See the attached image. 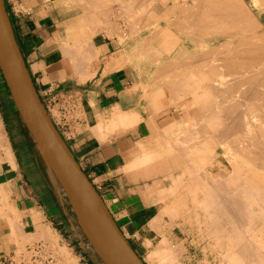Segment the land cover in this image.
<instances>
[{"label":"crops","instance_id":"0c3cea01","mask_svg":"<svg viewBox=\"0 0 264 264\" xmlns=\"http://www.w3.org/2000/svg\"><path fill=\"white\" fill-rule=\"evenodd\" d=\"M68 1L3 0L26 72L52 123L123 235L146 263L149 247L164 238L172 245L181 240L185 249L180 257L183 264L218 263L215 254L208 250L210 241L204 229L195 228L186 219L181 221L180 215L169 210L172 201H186L191 168L158 129L161 122H170V116L177 114L186 120V114L169 106L166 88L161 98L165 103L160 105L159 100L152 101L155 90L139 84L140 72L134 66L137 56L129 49L139 41L138 35L122 38L106 31L95 34L92 43L97 55L91 66H76L72 60L76 66L73 69L71 59L63 55L62 42L78 28L81 11L74 10ZM151 102L156 107H151ZM117 110L133 113L132 116L138 112L143 119L112 127L108 121L114 122L111 114L116 117ZM69 111H76L77 115L68 119ZM165 111L170 115H163ZM2 200L5 206L17 210L22 231L29 237L17 239L7 216L0 215V259L14 258L20 244L28 247L41 242L37 237L44 225L55 239L53 249H65L73 264H105L81 224L84 225L82 217L24 123L0 70ZM72 202L76 206L73 199ZM186 215L188 211L184 218ZM175 221L179 223L170 225ZM30 237L33 240L27 241ZM46 247L51 252L52 248ZM61 258V264H65Z\"/></svg>","mask_w":264,"mask_h":264},{"label":"bare ground","instance_id":"6f19581e","mask_svg":"<svg viewBox=\"0 0 264 264\" xmlns=\"http://www.w3.org/2000/svg\"><path fill=\"white\" fill-rule=\"evenodd\" d=\"M74 1L79 2L78 0ZM86 1L81 0L78 3L79 9L74 7L81 11L77 20L79 26L75 31L69 32L62 42L63 55L71 59V65L75 61V65L80 67H89L97 55L92 43V37L95 34L100 33L102 29L111 30L114 34L120 31L110 20L111 11L103 10L101 2L89 0L90 6L93 4V8L98 7V12L101 11L102 20L96 17L97 15H92L95 11H88ZM106 1L109 2V0ZM158 1H130L135 4L136 10H138L135 22H131L135 24L136 29L133 25H130V28L135 29L137 33L133 31L137 35L146 34L149 38H144V36L142 40L140 38L142 48L139 50L135 49L138 46L129 47V49L133 48L138 51L132 53L138 58L142 55L139 60L136 59L138 62L136 65L141 66L139 69L142 73L146 72L145 75L148 76L151 70L152 75L157 73L155 76L153 75L154 77L151 75L154 79L152 77V80L150 79L151 82L156 81L157 84L154 82L152 84L148 79L149 84L156 85L155 88L154 86L151 88L157 89L152 92L155 94H151L154 99H150L155 102V99L158 100L161 93L163 94L165 88H168L169 90H167L170 92L173 88L172 92L175 96L171 92L174 96L171 99L179 97V94H181L179 100L183 99L179 103L176 101L177 112L189 115L187 120L180 119L177 114L172 115L173 124H161L158 129L171 148L188 160L191 168L189 176L196 184L192 195H188L191 199L189 207L185 200L176 199L172 201L169 210L177 217L180 215L181 221L186 219L192 224L200 223L204 229H206V225L212 226V229L211 227L206 229L211 230V233L207 231L211 235L214 234L213 238L208 234L210 235L209 239L212 238L219 249H224L220 253V264H264V242L259 241L260 237L263 239L264 233V118H262L264 116V0H164V4L168 5V11L161 16L163 7L159 8V12H152ZM70 2L73 3L72 0ZM108 2L106 3L108 4ZM103 3L106 7V3ZM164 4L162 5L164 6ZM136 6L140 7L137 9ZM108 7L111 5H107ZM97 9L96 14H98ZM171 27V42L174 41L171 49H169L171 45H164L163 42H159L157 47L152 44L151 40L154 37L158 38V35L164 33L166 28ZM0 30L8 49L12 51L14 48L13 37L1 0ZM139 46L141 47V44ZM165 46L166 48H164ZM144 49L147 53L143 51ZM147 49L150 51L148 52ZM139 51L143 52L137 55ZM145 56L147 59H144ZM167 56H171L168 61ZM91 58L93 59L91 60ZM184 61L187 62L186 66L183 65L186 63ZM153 65L157 67V70L151 69ZM177 65L185 66L184 70L181 71ZM171 67H177L180 71L175 68L174 72L177 71V73H173V76H166V69ZM77 69L74 71L78 72ZM82 70L85 71L84 68ZM198 70L201 71L200 74ZM186 72L191 74L188 76ZM180 73L183 74L180 75ZM175 82L177 85L173 84ZM148 87L150 88V86ZM175 88L180 89L178 94L174 90ZM240 88L243 90L240 91ZM182 89L184 90L182 91ZM30 92L34 97L33 105L43 117L44 111L36 101L31 87ZM172 103L174 102L172 101ZM159 104H163L161 100H159ZM177 104L174 103V105ZM174 105L170 103V106ZM148 106L150 107V104L146 107ZM117 112L118 114L115 113L116 117L113 115L114 113L111 114L115 118L111 117L114 122L108 121L112 127L132 125L139 118L138 112L134 116H132L133 113L131 115L126 111L117 110ZM164 113L167 114L168 111ZM168 115L170 114L168 113ZM216 125L220 127V130L216 129L218 128ZM104 127L108 128V124ZM197 144L203 145V148L199 145L201 148L199 154L197 153L199 149ZM212 144L215 145L214 148L210 147ZM196 145L198 146L197 150ZM194 147L196 151L193 150ZM200 154L201 156H199ZM197 157L201 159V164L199 162L198 167V164L193 163L198 162L194 159ZM70 194L78 215L80 213L79 218L81 216L83 219L84 225L82 222L81 224L86 227L87 234L90 231L91 240L100 255L103 254V233L100 218L73 186L70 188ZM0 204L3 205L0 207V215L7 216L13 235L18 237V233L22 231V223L17 210L5 206L3 200L0 201ZM185 211H188L186 218H184ZM192 216H194V220ZM202 217L207 218L203 220ZM33 219L36 220L37 216H34ZM192 220L195 222L193 223ZM236 221L238 226L240 224H244L245 228L248 226L246 230L243 225L240 226V228L243 227L241 229H244V234L235 225ZM213 226L218 230L216 228L213 230ZM40 230L41 233H36V235L38 234L44 239L51 238L53 241L52 236H49L52 235L50 229L43 225ZM254 232H258V235L262 236L257 237ZM204 233H206L205 230ZM53 236L55 237V235ZM180 242L172 245L165 238L162 239L161 242L149 247L145 260L149 264H183L178 259L184 251ZM224 242H226L225 246ZM213 247L215 246L213 245ZM115 249L118 253L119 248L116 245Z\"/></svg>","mask_w":264,"mask_h":264},{"label":"water","instance_id":"95a60500","mask_svg":"<svg viewBox=\"0 0 264 264\" xmlns=\"http://www.w3.org/2000/svg\"><path fill=\"white\" fill-rule=\"evenodd\" d=\"M1 3L11 29L3 0ZM11 34L14 46L12 51L8 49L0 30V70L16 108L46 156L73 207L75 208L70 194L72 186L85 198L100 218L103 233V254L100 255L96 245L90 240L96 252L105 264H147L123 235L93 183L59 135L26 72L12 29ZM30 87L36 101L44 111L43 117L33 105L34 97L31 96ZM115 245L119 248L118 253Z\"/></svg>","mask_w":264,"mask_h":264},{"label":"rangeland","instance_id":"374dc122","mask_svg":"<svg viewBox=\"0 0 264 264\" xmlns=\"http://www.w3.org/2000/svg\"><path fill=\"white\" fill-rule=\"evenodd\" d=\"M78 1L80 2L81 0H78ZM87 1H88L89 4L87 3ZM87 1H86V5H87V8L89 9L88 11H92V12L95 11V13L93 12L92 15H97L96 17H98L99 19L102 20V17H101V16H102V13H101V11L98 12V9H97L98 7L96 8L98 14H96V9L93 8V7H94L93 4H92V6H90L91 4H90L89 0H87ZM96 1L99 2V3L101 2L100 4L103 5V8H104L103 10L108 9L107 11H111V12H110V14H111V15H110V17H111L110 20H111V22H113V24L116 25V27L120 30V31H119V30L117 29V30L119 31V33L115 32V35H118V36H121V37L123 36L122 38H124L125 35H126V36L137 35V34H136L137 32L135 31L136 27H134L135 24H134V23H131V22H135V19H136L135 17H136L137 14H138V10H136V8H135V6H134L135 4L130 3L131 0H109V2L106 1V0H105V1L102 0V1L105 2V3L108 2V4L106 3V7H104L105 5H104V3H103L102 1H100V0H96ZM74 2H75V3H74ZM79 2H78V3H79ZM78 3H77L76 1L73 0V3H72V4H73V9H74V10H76L74 7L78 8ZM102 3H103V4H102ZM109 4L111 5L112 8H111V7H108V8H107V5L109 6ZM162 4H164V0H159L158 3L153 7L152 12H154V13H155V11L159 12V10L161 9V7H163V9H162V11H161V13H160V16H161L162 14H164V13L166 14L167 11H168V5H167V3H165L166 5L164 4V6H163ZM88 5H89L90 7H89ZM101 5H100V6H101ZM138 5H139V4H138ZM140 5H141V4H140ZM100 6H99V7H100ZM101 7H102V6H101ZM101 7H100V8H101ZM136 7H137V6H136ZM139 7H140V6H139ZM139 7H137V9H138ZM117 8H118V9H117ZM159 8H160V9H159ZM101 9H102V8H101ZM101 9H99V10H101ZM110 9H111V10H110ZM107 11H105V12H107ZM103 12H104V11H103ZM112 12H113V13H112ZM121 12H122V13H121ZM100 13H101V15H99ZM90 14H91V12H90ZM112 14H113V15H112ZM158 18H159V17H158ZM131 19H132V20H131ZM133 20H134V21H133ZM114 22H115V23H114ZM130 25H133V27L135 28V29H133V30H134L136 33L132 30V28H130ZM128 26H129V27H128ZM116 27H115V28H116ZM166 30H167V31H166ZM166 30L164 31V33L159 34V35H158V38H157V37H156V38L154 37V38L151 40L153 45H155V46L157 47V45L159 44V42H163L164 45H167V44H168V45H171V46H169V47H170L169 49L172 48V45H174V41L171 42V41H172V39H171V36H172V34H171L172 27H171V28H166ZM102 31H106L107 33L109 32V33H108L109 35H113V34H114L113 31H111V30H110L111 32L108 31V30H104V29H102ZM130 31H131V32H130ZM144 31L146 32V30H144ZM132 32H134V33H132ZM165 32H166V33H165ZM110 33H112V34H110ZM131 33H132V34H131ZM120 34H121V35H120ZM124 34H125V35H124ZM166 35H168V36H166ZM143 36H144V38H145V37H147V39L149 38L146 34H144ZM143 36H142V35H140V36L138 35V39H139V41L136 42V45H135V46H138V47H137V48L134 47L136 50H139V48H142L141 40H142V37H143ZM165 36L167 37L166 39H165ZM140 38H141V40H140ZM172 38H174V37H172ZM154 39H155V40H154ZM170 39H171V40H170ZM169 42H170V43H169ZM139 43L141 44V47L139 46V45H140ZM171 43H172V44H171ZM164 48H166V46H165ZM131 49H133V48H131ZM135 49H134V52H138V51H135ZM147 50H148V52L150 51L149 49H147ZM132 51H133V50H132ZM143 51L146 52V49H144ZM143 51H139V53H137V55L141 54V52H143ZM146 53H147V52H146ZM135 56H136V55H135ZM141 57H142V55H141L139 58H141ZM139 58L137 57V60H139ZM145 58L147 59L146 56L144 57V59H145ZM92 59H93V58H91V60H92ZM148 59H149V57H148ZM166 59H167V61L170 60V59H171V56H167ZM184 62H186V61H184ZM184 62H183V63H184ZM201 62H202V61H201ZM136 63L138 64V62L136 61V62H134V66L136 65ZM202 63H203V62H202ZM186 64H187V62L184 63L183 65L186 66ZM183 65H182V66H183ZM177 66H179V65H177ZM182 66H181V67L179 66V67H180L179 69H180L181 71L184 70V67H185V66H183V67H182ZM136 67H137L136 70H138V71L140 72V75H139V84L144 83V88H149L148 86H150V88H151L152 86H154V88H155V86H156L155 84H157V83H155L156 81H155V82L152 81V82H154L155 84H154V85H151V83H152L151 80H152V78L155 76V74H157V73H156L155 71H153V72H155V73L153 74V75H154V76H153V75L151 74V72H152V70H151L150 75H149L150 77H149L148 75H145L146 72H143V73H142V71L139 69V68H141V66L139 67L138 65H136ZM188 67H189V66H188ZM152 68H153V70H154V68L157 70V67H156L155 65H153V66L151 67V69H152ZM175 68H177V67H175ZM175 68L171 67V68L168 69V70L166 69V72L164 71V72H165V75H166V76H168V75L173 76V73H177V71L174 72V71H175ZM177 69H178V68H177ZM177 69H176V70H177ZM179 69H178V70H179ZM180 70H179V71H180ZM198 71H199L198 73L200 74L201 71H200V70H198ZM186 73H187V72H186ZM182 74H183V73H180V75H182ZM187 74H188V76H189L191 73L188 72ZM196 74H197V73H196ZM151 75H152L153 77H152ZM161 75L163 76V74H161ZM165 75H164V76H165ZM202 75H204V74H202ZM147 76H148V77H147ZM166 76H165V77H166ZM151 77H152V78H151ZM148 79H149V80L151 79V80L149 81ZM153 79H154V78H153ZM146 80H147V81H146ZM148 81L151 82V83L149 84ZM146 84H149V85L146 86ZM152 84H153V83H152ZM173 84H176V85H177L176 82L173 83ZM182 84H183V83H182ZM178 85H181V83H178ZM145 86H146V87H145ZM154 88H152V89L154 90ZM181 88H183V86H181ZM166 89H168V88H166ZM171 89H172V90H171V92H172V91H173V88H171ZM155 90L157 91V89H155ZM168 90H169V89H168ZM174 90H176L177 94H178V91H180V89L178 90V89H176V88H175ZM183 90H184V89H182V91H183ZM239 90L242 91L243 89L240 88ZM169 92H170V91H169ZM171 92L169 93V94H170V97H169L170 99L168 98V99L170 100V101H168L169 106H170V103H171L172 105H174V103L177 104L176 101H178V103H179L180 100H181V101L183 100V99H180V100H179V97H180V95H181V94H179V97H176L178 100H177L176 98H174V100H175V101H174V100L171 99V98H173L175 95H174L173 92H172V94L174 95V96H172ZM179 93H181V92H179ZM158 94H159V93H158ZM158 94H156V95L158 96ZM163 95H165L164 92H163V94L161 93V95L159 96L158 100H161V98H162ZM182 95L184 96L183 93H182ZM181 97H182V96H181ZM184 97H186V96H184ZM184 97H182V98H184ZM172 101H173L174 103H172ZM181 101H180V102H181ZM161 102H162V103H165V101H161ZM169 102H170V103H169ZM166 104H167V103H166ZM163 105H164V104H163ZM176 106L178 107V104H177V105H174V107H176ZM69 107H72V105H70ZM162 107H163V106H162ZM162 107H161V108H162ZM177 107H176L175 109H177ZM263 113H264V112H263ZM263 113L261 112V114H263ZM164 114H165V113L163 112V115H164ZM67 115H68L67 118L70 119V118H72L73 116L77 115V113H76V111H74V112L69 111V114H67ZM168 116H169V115H168ZM262 116H263V115H262ZM199 117H200V116H199ZM171 118H172V116H170V119H171ZM184 118L187 120V119L189 118V115H188V114L185 115ZM262 118H264V116H263ZM262 120H263V119H262ZM199 121H200V120H199ZM216 122H217V124H218V120H217ZM263 123H264V122H263ZM161 124L164 125V123H162V122L160 123V125H161ZM167 124H173V120L171 119V121H170L169 123H167ZM167 124H166V125H167ZM216 126H217V125H216ZM170 127H171V126H170ZM217 127H218V126H217ZM219 128H220V127L216 128V129L218 130ZM217 130H216V131H217ZM219 130H220V129H219ZM199 139L201 140L202 137L199 138ZM200 140H199V141H200ZM197 145H198V144H197ZM197 145H196L195 147H196V150L199 148L198 151H197V153H198V152L200 151V149H201L200 146H202V148H203V145H200V144H199V145H200V146L198 145L199 147H198ZM214 146H215V145L212 144L210 147H211V148H212V147L214 148ZM195 147H194V149L192 148L194 151H196V150H195ZM197 147H198V148H197ZM197 153L193 152V154H196V155H197ZM198 154H199V153H198ZM196 155H194V157H196ZM199 156H201V154H200ZM199 156H198V157H199ZM198 157H197V159L194 158L196 161L198 160V162H196V163L193 162L195 165L198 164L197 167L199 166V162H200V160H201V159H198ZM199 158H200V157H199ZM189 162H190V161H189ZM187 163H188V160H187ZM200 164H201V162H200ZM246 164H247V163H246ZM252 164H254V163H252ZM252 164H251V165H252ZM197 170H198V168H197ZM188 180L190 181V185H189L188 188L185 190V192L187 193L185 199H186V204H187L188 207H189L190 204H191V199L189 198L188 195H190V196L192 195V193H193L194 190L196 189V184H195L194 180L192 179V177L189 176V179H188ZM183 194H185V193H183ZM188 211H189V210H188ZM196 211H198V210L196 209ZM192 218H193V220H194V216H192ZM199 218H200V217H199ZM205 218H207V217H205ZM205 218L202 217L203 220H205ZM173 219H174V218H173ZM175 219L178 220V218H175ZM193 220H192V221H193ZM194 222H195V221H193V223H194ZM174 223H175V224H176V223L178 224L179 221L171 222L170 225H173ZM195 223H196V222H195ZM195 223L192 224V225H195V226H196V225L198 224V223H196V224H195ZM235 223H236L235 225H237V227H239L238 229H240L241 231H243V232H241V233L244 234V229H241V228H243L245 225H244V224H240V226L243 225V227L240 228V226H238L237 221H236ZM202 224L204 225V223H202ZM198 225H199V227H200V230H201V228L204 229V227H203L200 223H199ZM198 225H197V226H198ZM197 226H196V228L199 229V227H197ZM204 226H205V225H204ZM208 227H209V225H208V226H207V225L205 226L206 229H208ZM210 227H211V229H212V226H210ZM210 227H209V228H210ZM219 227H220V226H219ZM247 227H248V226H247ZM247 227H246V228H247ZM252 227H253V226H252ZM215 228H216V227H215ZM215 228H214V226H213V230H215ZM244 228H245V227H244ZM246 228H245V230H246ZM89 229H90V228H89ZM206 229H204V230L206 231V233H204V234H205V235L210 234V233H211V232H210L211 230L209 231V230H206ZM216 229H217V228H216ZM21 230H22V225H21ZM217 230H218V229H217ZM207 231H209L210 233H208ZM255 233H256L257 235H256ZM259 233H260V232H259ZM22 234H23V235H22ZM89 234H90V231L88 232V235H89ZM221 234H222V232H221ZM223 234H224V233H223ZM245 234H246V233H245ZM254 234H255L257 237L262 236V235H260V234H259V235H260V236H259V235H258V232H254ZM261 234H262V232H261ZM21 235H22V236H21ZM210 235H211V234H210ZM210 235H208V236H206V237L209 239ZM212 235H214V234L212 233ZM212 235H211V237H212ZM24 236L26 237L27 234H25L23 231H21V234L18 235L17 239H18L19 237H24ZM89 237H90V235H89ZM37 238H38V237H37ZM212 238H213V237H212ZM212 238H210L211 240L209 239V241H210L209 245H210V246L208 247V250H209V251H210V250H211V251L213 250L212 253H214V254L216 255V259H215V260H218V263H214V264H220V263H219V262L221 261V258H220L221 255H220V253H221L224 249H221V248L219 249V248L216 246V242L213 241ZM38 239H39L41 242H36V241H35V243H31V242H30V243H31L30 246H34V245H37V244H41V243H42L45 247L47 246L46 248H48V247L50 248V247H53V243H54L53 241L55 240V239H53V241H52L51 238H46V239H47V240H46V239H44V237H42V239H41V236H39ZM49 239H50L51 241H50ZM214 239H215V238H214ZM259 239H260L259 241H261V242L263 241V242H264V233H263V239H262L261 237H260ZM29 240H31V238H29ZM32 240H33V239H32ZM39 240H37V241H39ZM90 240H91V238H90ZM48 242H49V243H48ZM92 242H93V241H92ZM257 242H258V240H257ZM36 243H37V244H36ZM50 243H51V244H50ZM225 243H226V242L223 243L224 246L226 245ZM48 245H49V246H48ZM50 245H51V246H50ZM213 245H214L215 247H213ZM182 246H183V244H182ZM28 247H29V246H28ZM183 247H184V246H183ZM212 248H213V249H212ZM27 249H28L27 247H23V244H22V245H21V244L19 245V248H17L18 251H17V250L15 251V254H16L15 256H16V257L14 256L15 260L17 261V263L20 262V261H19V260H20V258H19V254H20L21 252H23V251L26 252ZM184 250H185V249H184ZM46 251H47V254L55 255V256L58 258V260L60 259L59 261H61V259H62L61 257H64V259H65V264H73V262H74L73 259L71 260V259L67 258L68 255H67L65 249H61L60 251L55 252V250L52 248L51 252H49L47 249H46ZM62 251H63V252H62ZM59 252H60V253H59ZM218 252H219V253H218ZM52 253H53V254H52ZM63 253H64V254H63ZM26 254H27V252H26ZM59 254H60V255H59ZM181 254H182V253H181ZM215 255H214V256H215ZM180 257H181V256H179L178 259L181 261Z\"/></svg>","mask_w":264,"mask_h":264},{"label":"built area","instance_id":"2783aa9c","mask_svg":"<svg viewBox=\"0 0 264 264\" xmlns=\"http://www.w3.org/2000/svg\"><path fill=\"white\" fill-rule=\"evenodd\" d=\"M27 248V254L25 251L19 254L20 262L17 263L11 256H4L0 259V264H61L57 257L47 254L43 244Z\"/></svg>","mask_w":264,"mask_h":264}]
</instances>
